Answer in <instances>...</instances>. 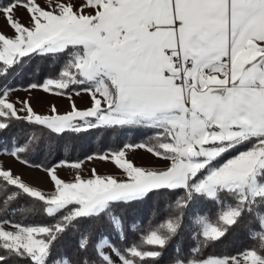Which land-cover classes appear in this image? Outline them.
<instances>
[{
	"label": "snow or ice",
	"instance_id": "obj_1",
	"mask_svg": "<svg viewBox=\"0 0 264 264\" xmlns=\"http://www.w3.org/2000/svg\"><path fill=\"white\" fill-rule=\"evenodd\" d=\"M20 8L27 22L17 18ZM0 13L12 29L0 31V155L28 166L29 156L54 147L52 137L68 133L149 130L155 138L99 155L121 177L93 169L66 182L58 165L41 166L53 185L47 193L0 164L3 210L23 198L52 221L0 217V264H165L170 247L167 264H264V0H11ZM54 56L64 57L56 75L38 67L39 80L22 90L79 89L91 106L73 102L60 113L52 105L40 114L29 100L11 98L10 76ZM17 125L29 126L23 143L5 136ZM129 148L164 166H138ZM165 193L172 201L164 221H141L138 230L133 218L124 228L122 208ZM207 200L218 205L214 218L205 214ZM252 222L258 244L200 256ZM184 231L196 242L187 253L172 243Z\"/></svg>",
	"mask_w": 264,
	"mask_h": 264
},
{
	"label": "trees",
	"instance_id": "obj_2",
	"mask_svg": "<svg viewBox=\"0 0 264 264\" xmlns=\"http://www.w3.org/2000/svg\"><path fill=\"white\" fill-rule=\"evenodd\" d=\"M10 2L11 0H0V6L7 5ZM63 62L64 57L54 56L49 58H36L32 63L26 65L17 75L14 77L10 76L9 82L16 87H26L29 82H36L39 80V75L34 74L38 67L40 69V75L55 76ZM28 131V125H17L9 132L5 133V136H15L19 142L23 143L25 134ZM36 131L39 133L40 130L37 129ZM51 139L54 147L50 150H41L29 156L30 165L49 167L60 161H79L92 154L97 155L104 152H111L127 144L155 142V138L149 130L117 131L115 133L89 131L78 135L68 133L63 137H52ZM171 201L172 195L165 193L164 195L153 196L150 200L139 205L134 210L122 208L120 212L121 215L125 217L124 228L127 229L130 224H133V218L136 221L133 227L138 230L141 229V221L148 220L152 223L164 221L166 214L169 212V204ZM17 203L20 205L19 208H17L16 204H12L8 207L7 212L3 210V206H0V217L6 216L9 220L22 223L41 224L52 222L48 217L42 214L39 204L33 205L23 198ZM204 204L205 214L214 218L218 211V205L211 202V200L205 201ZM28 208H31V211H27ZM257 216H259V213H257ZM246 220L251 221L252 217H246ZM257 227L258 225L255 222L251 224L246 223L240 229L232 232L223 244L205 246L201 250L200 256L206 258L210 255H234L258 244L259 232H257L255 238H251L249 235V230H256ZM109 231L112 230L109 229ZM115 236V232H112V239H115ZM172 243L173 245H179L182 251L187 253L196 242L191 239L190 232L184 231L181 233V236L177 237ZM172 253L173 248L170 247L166 253L165 264H167V258ZM15 264H24V262L16 261Z\"/></svg>",
	"mask_w": 264,
	"mask_h": 264
},
{
	"label": "rangeland",
	"instance_id": "obj_3",
	"mask_svg": "<svg viewBox=\"0 0 264 264\" xmlns=\"http://www.w3.org/2000/svg\"><path fill=\"white\" fill-rule=\"evenodd\" d=\"M38 2H40L43 6L45 0H38ZM16 16L22 22H27L28 14L23 8L17 10ZM0 31L5 34L12 35V29L8 26L2 13H0ZM16 88L17 91L12 94L11 98L13 100H29L34 110L40 114H49L51 112L52 105H55L60 113L70 111V105L73 102L75 103L76 107L81 110L91 106L90 96L88 93L81 92L79 96L75 95V91H79V89L73 90L65 96H56L40 90H34L29 93L22 90L24 87ZM107 153L110 152H104L102 154ZM99 155L101 154H92L79 161L69 162V164L80 162V169H75L70 167L69 164L62 163L64 161L57 162L54 165H58L57 174L66 182L73 181L77 174L84 178H89L92 176L93 169H95L96 173L101 176L112 174L121 177V173L117 169V166L111 160L99 159ZM89 157H92V159H88ZM127 158L133 160L138 166L163 167L165 163L164 161L148 153L145 149L140 148L127 149ZM0 164H2L4 169L11 168L14 174L21 175L27 183H29L31 186L37 187L39 190L45 191L47 193L53 188L48 175L41 169V167L30 164L26 166L25 164L15 160L10 155H0Z\"/></svg>",
	"mask_w": 264,
	"mask_h": 264
}]
</instances>
